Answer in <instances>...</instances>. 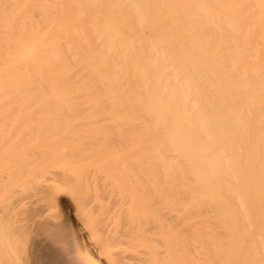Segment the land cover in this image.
I'll return each mask as SVG.
<instances>
[{
    "label": "bare ground",
    "instance_id": "obj_1",
    "mask_svg": "<svg viewBox=\"0 0 264 264\" xmlns=\"http://www.w3.org/2000/svg\"><path fill=\"white\" fill-rule=\"evenodd\" d=\"M0 264H264V0H0Z\"/></svg>",
    "mask_w": 264,
    "mask_h": 264
}]
</instances>
